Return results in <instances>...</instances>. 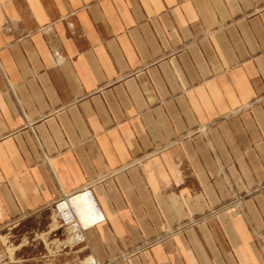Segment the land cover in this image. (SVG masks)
Segmentation results:
<instances>
[{
	"label": "crops",
	"instance_id": "obj_1",
	"mask_svg": "<svg viewBox=\"0 0 264 264\" xmlns=\"http://www.w3.org/2000/svg\"><path fill=\"white\" fill-rule=\"evenodd\" d=\"M85 186L61 254L47 208ZM84 256L264 264V0H0V260Z\"/></svg>",
	"mask_w": 264,
	"mask_h": 264
},
{
	"label": "built area",
	"instance_id": "obj_2",
	"mask_svg": "<svg viewBox=\"0 0 264 264\" xmlns=\"http://www.w3.org/2000/svg\"><path fill=\"white\" fill-rule=\"evenodd\" d=\"M77 194H78V192H73L71 194H62L56 201H54L51 205L48 206L49 212L52 211L56 215L55 219H56V221L58 223V226H56L55 228L57 230H62V229L65 230L64 231V234H65L64 235V239H65V241H66L67 238L68 239L71 238L72 233L74 232L73 223L81 225V220L78 219V216H77L75 210L73 209V204L71 202V199L73 197H75ZM82 194H86V196H88L89 200L92 203V207H93L94 212L100 214V208H99L97 202L95 201V199H94V197H93V195L91 193V190H90V188L88 186L87 187L85 186L82 189ZM64 201H65V204H63L62 209L65 210V213H62L61 210H60V204L63 203ZM221 209L224 210V211L225 210H229V209L230 210H239V209H241V197L233 196L230 201L221 204ZM102 220H103V217L101 216L100 218H98L96 220V222L94 224H96V223H98V222H100ZM69 222H72V223H69ZM81 234H82V231H81ZM83 242L85 243L84 238L82 240H79V238H78L75 241L66 242V243H69L70 245L71 244L72 245H76V244H81ZM125 255L126 254L123 253V257H125Z\"/></svg>",
	"mask_w": 264,
	"mask_h": 264
},
{
	"label": "rangeland",
	"instance_id": "obj_3",
	"mask_svg": "<svg viewBox=\"0 0 264 264\" xmlns=\"http://www.w3.org/2000/svg\"><path fill=\"white\" fill-rule=\"evenodd\" d=\"M79 192H81V191H79ZM78 192V193H79ZM232 199V197L228 200V201H230ZM57 200V199H56ZM56 200H54V201H56ZM53 201V202H54ZM228 201H226V202H228ZM52 202V203H53ZM51 203V204H52ZM225 203V202H224ZM50 204V205H51ZM49 208H47V210H48ZM221 209V204L220 205H218L217 207H216V209L215 208H210L209 210H207L206 211V215H211V214H214V213H222V214H227V213H230V212H232V211H240V209L239 210H222ZM49 211V210H48ZM213 212V213H212ZM53 213V217H54V222L55 223H57V221H56V219H55V217H56V215L54 214V212H52ZM49 214V216H50V218H51V215H50V212L48 213ZM202 217V216H201ZM51 220H52V218H51ZM191 221V220H190ZM184 226H186V225H182V226H177V228H180V227H184ZM54 227V226H53ZM177 228H175L177 231H178V229ZM174 229V230H175ZM176 230L175 231H173V230H167L166 232H164L161 236H159V237H157V238H155V239H153V241L152 242H143V244H140V245H137V246H135V247H130V248H128L127 250H125V252H123V253H125L126 255H125V257H123V253L117 258L119 261H121V262H123V261H126L128 258H130L131 256H133V255H135V254H138L139 252H142V251H144V250H146V249H148L153 243H159V242H162V241H164V240H166V239H168V238H170L172 235H173V233H175L176 232ZM62 231V237H61V240L59 241V251H60V253L61 254H64V252L65 251H68V250H71V248H79V247H82L83 249L84 248H86V244L83 242V243H81V244H76V245H70L69 243H66V242H71L72 240H70V238L68 239H66V241H65V239H64V229H62L61 230ZM64 239V240H63ZM2 243V245H4L5 244V242H1ZM85 246V247H84ZM4 247H6V245L5 246H3V250L5 251L6 249L4 248ZM8 248H10V247H8ZM8 250V252H10V250L9 249H7ZM131 250V251H130ZM7 253H5V255H6ZM86 256H84V257H82V258H80V262L79 263H77V264H91L92 263V261L94 260L95 261V263L96 264H99V263H97L96 262V260L92 257V256H89V257H86ZM88 259H90V260H92V261H90V262H88ZM115 261H117V260H114L113 262H111L110 261V263H114ZM0 264H3V260H0Z\"/></svg>",
	"mask_w": 264,
	"mask_h": 264
},
{
	"label": "bare ground",
	"instance_id": "obj_4",
	"mask_svg": "<svg viewBox=\"0 0 264 264\" xmlns=\"http://www.w3.org/2000/svg\"><path fill=\"white\" fill-rule=\"evenodd\" d=\"M87 200H88L89 204H88ZM71 202L73 204V209L75 210V212L78 216V219L81 220V225L73 223L74 232L72 233L70 240L75 241L78 238H79V240H82L84 238V236H83L84 230L86 228L94 225L96 220L98 218H100L101 216L103 217V215H102L101 210H100V214L94 212L91 201L89 200L88 196H86V194H82V191L79 192L75 197H73L71 199ZM63 204H65V201L60 204V210L62 213H65V210L62 209ZM69 223H72V222H69ZM57 225H58V223H57ZM81 231H82V234H81ZM92 260L88 259V262H90ZM91 264H96V263L93 260Z\"/></svg>",
	"mask_w": 264,
	"mask_h": 264
}]
</instances>
